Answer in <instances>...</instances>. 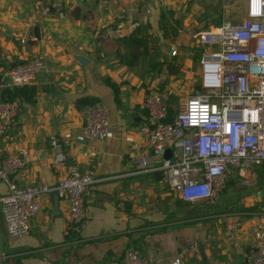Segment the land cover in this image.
<instances>
[{
  "label": "crops",
  "instance_id": "obj_1",
  "mask_svg": "<svg viewBox=\"0 0 264 264\" xmlns=\"http://www.w3.org/2000/svg\"><path fill=\"white\" fill-rule=\"evenodd\" d=\"M163 11L182 25L165 37L159 29ZM220 17L216 0H0V78L32 58L47 65L31 85L32 101H15L16 125L3 145L8 154L26 148L31 162L12 182L53 186L71 165L94 170L97 179L77 243L64 235L67 204L55 195L42 201L21 239H8L0 211L3 264H114L129 247L151 264H173L180 248L191 243L198 252L183 264H247L254 242L248 219L264 210V191L231 180L217 201L184 203L157 170L163 156L152 153L139 132L147 122L142 104L149 93H168L174 106L199 89V63L207 51L197 36L216 27ZM136 28L147 29L145 55L128 67L121 39ZM84 98L109 110L110 135L103 142L81 136L88 107L76 102ZM50 135L61 139L67 156L58 169L50 164ZM6 192L0 181V197ZM227 214L242 217L237 249L223 235Z\"/></svg>",
  "mask_w": 264,
  "mask_h": 264
},
{
  "label": "built area",
  "instance_id": "obj_2",
  "mask_svg": "<svg viewBox=\"0 0 264 264\" xmlns=\"http://www.w3.org/2000/svg\"><path fill=\"white\" fill-rule=\"evenodd\" d=\"M197 42L207 51L199 63V89L174 106L168 93H149L142 104L147 122L139 129L152 153L163 156L164 151H171L157 170L170 191L189 204L219 200L231 180L250 184L257 179L255 169L264 164V0H247L245 17L239 23L222 21L198 34ZM46 68L45 61L36 57L6 70L0 78V181L7 185L0 211L8 239H21L28 235L42 201L55 195L67 204L64 235L77 243L86 224V198L97 181L94 170L81 171L71 165L53 186L19 187L8 179L29 165L31 155L26 148L8 154L3 145L16 125L18 105L3 101L1 91L33 85ZM109 135V110L97 102L88 108L81 136L103 142ZM48 144L52 168L63 167L67 156L61 139L50 135ZM248 220L254 242L246 251V262L264 264V210ZM241 227L240 215L224 216L223 235L235 249ZM197 252V243L186 245L173 264H183ZM114 264L151 262L141 250L129 247Z\"/></svg>",
  "mask_w": 264,
  "mask_h": 264
},
{
  "label": "trees",
  "instance_id": "obj_3",
  "mask_svg": "<svg viewBox=\"0 0 264 264\" xmlns=\"http://www.w3.org/2000/svg\"><path fill=\"white\" fill-rule=\"evenodd\" d=\"M171 21V22H170ZM172 24L174 26H172ZM182 27L179 21H174L173 14L171 12L163 11L160 13L159 18V29L163 32V36L165 37L167 33L171 30V32H176V30ZM146 28H136L134 33L123 37L121 39L122 46L124 49V60L123 62L128 66L131 67L133 63L140 57L144 56L145 53L143 49L145 48V40L147 38L146 35ZM157 54V53H156ZM154 66V67H153ZM158 64L152 65L155 69ZM106 84L116 93L117 89L114 84L106 81ZM35 94V90L31 86L25 87H17L13 89H5L1 91V99L6 102H15L17 98H24L27 102H31L32 98ZM99 102L97 99H79L76 102L77 107L85 106L90 107L95 103ZM171 113V110H170ZM232 183L229 181L227 186L231 185Z\"/></svg>",
  "mask_w": 264,
  "mask_h": 264
},
{
  "label": "rangeland",
  "instance_id": "obj_4",
  "mask_svg": "<svg viewBox=\"0 0 264 264\" xmlns=\"http://www.w3.org/2000/svg\"><path fill=\"white\" fill-rule=\"evenodd\" d=\"M218 2V9L221 14L219 23L222 21H230L231 23H239L246 14L247 0H216ZM215 3V2H214ZM257 181L254 184H249L250 188H260L264 191V164L255 169ZM246 189V188H244Z\"/></svg>",
  "mask_w": 264,
  "mask_h": 264
},
{
  "label": "water",
  "instance_id": "obj_5",
  "mask_svg": "<svg viewBox=\"0 0 264 264\" xmlns=\"http://www.w3.org/2000/svg\"><path fill=\"white\" fill-rule=\"evenodd\" d=\"M78 61L82 64L87 63V61L84 60L83 58H78ZM170 156H171V151L169 149L164 151V153H163L164 159H169ZM14 176H15L14 174L9 175L8 176L9 181H12ZM2 248H3V239H2V236L0 235V264H3V260H4V254H3Z\"/></svg>",
  "mask_w": 264,
  "mask_h": 264
}]
</instances>
